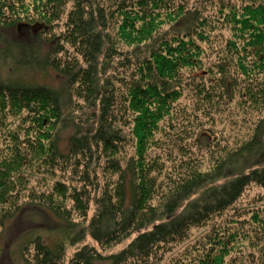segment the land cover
<instances>
[{
	"label": "trees",
	"instance_id": "1",
	"mask_svg": "<svg viewBox=\"0 0 264 264\" xmlns=\"http://www.w3.org/2000/svg\"><path fill=\"white\" fill-rule=\"evenodd\" d=\"M196 2L0 0V234L25 207L71 229L53 247L28 240L26 264H153L157 249L215 215L204 241L167 264H264V207L255 212L264 192L243 200L251 186L264 190V166L216 183L264 155V0ZM15 28L31 40H10ZM33 71H54L62 86L22 77ZM232 110L247 131L233 141ZM183 132L208 137L206 171V154L180 145ZM93 166L115 185L90 187ZM245 240L250 249L236 250Z\"/></svg>",
	"mask_w": 264,
	"mask_h": 264
},
{
	"label": "rangeland",
	"instance_id": "2",
	"mask_svg": "<svg viewBox=\"0 0 264 264\" xmlns=\"http://www.w3.org/2000/svg\"><path fill=\"white\" fill-rule=\"evenodd\" d=\"M196 3H197L196 0H190L189 5L190 7H193L196 5ZM208 4L209 3H207V5ZM209 8L218 9V6L211 5L209 6ZM7 34L10 40H12L15 43H25L31 40L28 31L23 28L21 29L15 28V29L9 30ZM227 35L228 33L226 32L225 36ZM5 74H6V71L0 69V76L5 75ZM22 77L28 80H34V82H37L42 85H48L51 87H61L62 81H63L62 78L56 75L54 71L26 72ZM224 117L228 121H232L230 125L227 123V126H226L225 133L227 137L231 138V140L233 141L236 135L237 136L246 135L247 131L245 127H239L233 122V119L235 118V116L233 115V110L231 114H226ZM214 123L217 128H221L223 127V125L224 126L226 125L221 120H216L214 121ZM186 132L182 133V136L180 138V142H181L180 145H186L190 147L196 145L194 149L195 152L197 151L199 154H201L202 158H203L202 153L206 154L204 165L203 167H201L202 171H206L213 164V161L209 162V156L211 157L212 155L211 153H215V152H212V149L209 148V145L206 142L207 140L205 138H208V137L204 135L202 138H200V136L195 135V133L194 135H191V134H186ZM69 135H70V132H65L62 134L59 145L63 153L68 152ZM202 143L204 144L202 145ZM255 165L261 166V167L264 166V155L263 154H259V155L253 154V155L245 156L236 165L227 168L225 176L221 178L220 180H218L216 183L217 184L223 183L224 181L231 179L233 176L237 174L248 171L250 168L254 167ZM99 168H101V170H98L97 172L98 174H97L95 173L97 171L95 166H93V168L91 167V171L95 173V175H92L89 178V181H88L89 186L99 188V190L103 188V185L114 186L116 182V179H115L116 177L113 178V175L108 174L110 170L103 169L102 166ZM76 174L78 175L77 177L83 174L82 166H80V169L78 173ZM74 179L75 177L72 178V180ZM262 189L263 188L251 186V188L245 191L243 200L246 201L247 203H251L252 200L256 197L255 195L257 192H259L260 190L264 192V190ZM98 194L92 195L91 200L93 201L94 197H97ZM194 197L195 195L192 196L190 199ZM263 202L264 201L261 198L258 199V202L256 204L257 210L255 212H259L262 210V208L264 207V205H262ZM183 206L180 207L177 212H180ZM95 209H96V203L95 201H93L92 210L90 212V215L93 213ZM229 215L230 213L228 212L225 215H223V217H227ZM220 221H222V217H218L215 215L206 222L192 226L188 230L185 238L171 243L170 247L168 248L162 247L161 249H157V253L155 252L153 254L151 258L152 261L151 260L150 261L153 262V264H167V262L172 260L173 257L183 255L186 251L191 250L194 247L195 242L198 241V243L200 242L202 243L205 237L208 234H210L211 229L215 225L219 224ZM255 222L256 221L250 217V220L248 224L246 225V227L252 226L253 224H255ZM246 227H244V230L246 229ZM254 229H256L259 235L262 234V231L257 229V226H254ZM70 231L71 229L66 227V225L60 223L53 215L47 213L46 211L41 210L39 208H34V207H25L22 209V211L18 214L17 217L12 219L7 224L3 232L0 234V247H1L0 264H26L24 256L22 254V247L25 245V243L28 240L34 238L36 235H40L42 236L43 239H45L46 243L49 246L53 247L59 240L63 239V237H65V235ZM136 236H137V233H134L128 239L122 241L121 243H118V244L115 243L114 245L109 246L106 251L108 253H116L122 250L123 248H125ZM88 241L91 244H94V241L92 239H88ZM260 243L264 245V240H261ZM80 246H83V244L79 243L75 246H72V245L68 246V254H72L76 250V248ZM246 246H248L247 240H245L242 243V245L238 244L236 250H239L241 248H243V250H249L250 248ZM241 251L242 250H240V253ZM147 262L145 263L148 264ZM145 263H137V264H145Z\"/></svg>",
	"mask_w": 264,
	"mask_h": 264
}]
</instances>
